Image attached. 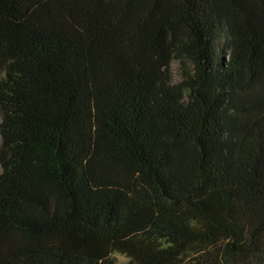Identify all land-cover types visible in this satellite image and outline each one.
Returning a JSON list of instances; mask_svg holds the SVG:
<instances>
[{"label": "trees", "instance_id": "16d2710c", "mask_svg": "<svg viewBox=\"0 0 264 264\" xmlns=\"http://www.w3.org/2000/svg\"><path fill=\"white\" fill-rule=\"evenodd\" d=\"M0 113V264H264V0H0Z\"/></svg>", "mask_w": 264, "mask_h": 264}, {"label": "rangeland", "instance_id": "374dc122", "mask_svg": "<svg viewBox=\"0 0 264 264\" xmlns=\"http://www.w3.org/2000/svg\"><path fill=\"white\" fill-rule=\"evenodd\" d=\"M187 69H189V64L183 66L178 60H174L171 65V74L173 77V81L175 83L181 82L183 80V73L187 72ZM0 121H1V113H0ZM118 259L121 262H126V258L122 256H118Z\"/></svg>", "mask_w": 264, "mask_h": 264}]
</instances>
